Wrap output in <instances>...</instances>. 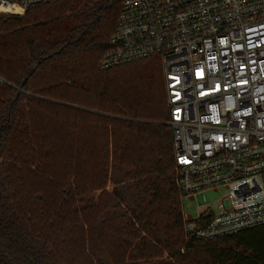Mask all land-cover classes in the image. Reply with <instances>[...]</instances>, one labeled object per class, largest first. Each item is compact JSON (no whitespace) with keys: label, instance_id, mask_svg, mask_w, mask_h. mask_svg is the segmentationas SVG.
Masks as SVG:
<instances>
[{"label":"trees","instance_id":"trees-1","mask_svg":"<svg viewBox=\"0 0 264 264\" xmlns=\"http://www.w3.org/2000/svg\"><path fill=\"white\" fill-rule=\"evenodd\" d=\"M119 11L54 0L0 13V264H264V225L185 234L160 66L99 67Z\"/></svg>","mask_w":264,"mask_h":264},{"label":"built area","instance_id":"built-area-1","mask_svg":"<svg viewBox=\"0 0 264 264\" xmlns=\"http://www.w3.org/2000/svg\"><path fill=\"white\" fill-rule=\"evenodd\" d=\"M51 1L0 0V13ZM110 42L101 69L161 57L177 187L204 206L183 211L185 234L264 225V0H120ZM221 186L214 213L204 191Z\"/></svg>","mask_w":264,"mask_h":264},{"label":"rangeland","instance_id":"rangeland-1","mask_svg":"<svg viewBox=\"0 0 264 264\" xmlns=\"http://www.w3.org/2000/svg\"><path fill=\"white\" fill-rule=\"evenodd\" d=\"M3 33V31H0V34ZM157 60H159V64L157 62ZM128 68L131 71H137V70H149L152 72H155L157 70V67L160 66V71L163 74V69H162V61H161V57L160 59H157V56H150L146 59H140L137 61H133L131 63L128 64ZM156 66V67H155ZM121 86H124L123 84ZM95 133H97V136H94L92 139V150L90 152L89 155H87L85 157L86 161H90L92 162V164L94 166H92V170L89 171V177L91 178L90 180H92V182L96 181V179H98L100 177V168L97 166V164L99 162H101V155L99 154V149L101 147L104 146L105 144V137L107 136V132L101 131V130H97ZM92 135H94V133L92 132ZM65 157V155H63V158ZM82 162V160L80 161ZM113 188V184L111 182H107V185L105 187L107 192H110ZM178 188V187H177ZM227 188L224 186L219 187L217 190H206L204 191V195L206 197V205L211 206V210L214 213H218L220 211L219 209V202L221 201L222 197L224 195H226L227 193ZM108 198L106 196H103L102 198V202H101V206H104L105 203L107 202ZM204 206L199 204V201L197 198H190L187 196H183L181 197V215L183 216V211L190 216H195L198 210H203ZM96 208L92 209L95 210ZM184 248L182 247V249L180 250V252H183ZM161 259H165V260H170L169 256H168V252L166 251L164 253V257Z\"/></svg>","mask_w":264,"mask_h":264}]
</instances>
